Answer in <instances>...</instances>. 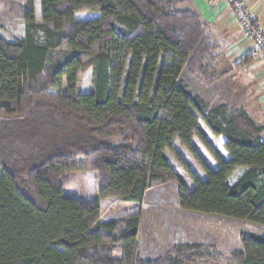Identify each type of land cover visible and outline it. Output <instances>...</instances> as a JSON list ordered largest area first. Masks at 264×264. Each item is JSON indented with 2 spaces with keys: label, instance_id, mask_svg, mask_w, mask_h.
I'll return each mask as SVG.
<instances>
[{
  "label": "trees",
  "instance_id": "1",
  "mask_svg": "<svg viewBox=\"0 0 264 264\" xmlns=\"http://www.w3.org/2000/svg\"><path fill=\"white\" fill-rule=\"evenodd\" d=\"M39 4L40 24L27 0L24 36L0 37V264L219 262L214 245L184 242L155 259L140 257L145 196L172 183L183 212L264 226L262 127L234 105L208 108L182 80L185 72L209 83L219 53L197 10L182 8L183 0ZM245 58L255 59L250 50ZM88 70L93 90L79 93ZM201 121L224 138L226 155ZM85 167L96 175L97 197L65 196L69 175ZM108 199L126 214L103 220ZM225 263L264 264V235L239 234Z\"/></svg>",
  "mask_w": 264,
  "mask_h": 264
},
{
  "label": "rangeland",
  "instance_id": "2",
  "mask_svg": "<svg viewBox=\"0 0 264 264\" xmlns=\"http://www.w3.org/2000/svg\"><path fill=\"white\" fill-rule=\"evenodd\" d=\"M213 0H183L182 8H193L195 10L203 11L204 6H212ZM246 8L255 17V6L257 11L264 10V0H243ZM217 4H223L229 8L228 27L233 32H239L241 41L244 44H249L251 49V41L247 38L245 32L237 24L233 16V8L227 0H216ZM258 3V4H257ZM35 23H41L40 4L39 0H32ZM28 9L27 0H0V37L6 41H13L24 36V13ZM198 11V13H199ZM200 14V13H199ZM201 16V14H200ZM202 18V16H201ZM256 18V17H255ZM207 24V32L209 24ZM264 21V20H263ZM226 22V23H227ZM259 25L263 37L264 31ZM219 25L216 23L215 26ZM211 24V28H212ZM214 29V28H212ZM230 31V33H232ZM229 32V30H228ZM38 35L41 33L38 32ZM209 36L212 34L208 33ZM228 35V34H227ZM227 35L219 36L218 40L225 41V46L229 47L232 42L227 41ZM212 39V38H211ZM217 39V37H216ZM213 40V39H212ZM214 41V40H213ZM216 43V42H215ZM217 44V43H216ZM219 47V53L214 61V66L219 65V73L223 75L229 74L226 69V56L221 53L224 49ZM248 58H245L246 61ZM257 60L262 65L264 72V57L252 59L250 62ZM223 67V68H222ZM214 71V70H213ZM243 71L242 69L240 70ZM244 75V74H243ZM92 73L91 70L81 73L77 84V91L79 93H90L92 87ZM223 77V76H222ZM250 76L244 75L240 79H231L229 76L225 83L218 81L214 72L211 73V81L204 83L195 77L183 73L182 80L186 85L191 95L198 96L202 102L208 107L218 104L217 97H222L229 101L227 104L236 105V102L248 103L254 101L256 105L264 104V74L260 78H255L252 81ZM233 80V81H232ZM256 81V83H255ZM219 82V83H218ZM235 86L232 91V87ZM218 90V91H217ZM229 97V98H228ZM232 102L231 100H233ZM201 124L204 125L201 121ZM113 142H118L117 139ZM217 145V143H215ZM177 151L185 159L192 172L202 178L203 174L196 162L191 156L182 148L175 144ZM202 148V147H201ZM205 156L210 160L211 166L216 168L217 165L208 153L202 148ZM223 150V149H222ZM167 159L173 168L181 175L183 181L188 187H192V182L188 175L173 159L170 153H166ZM234 176V178H236ZM233 180V179H232ZM97 179L94 172H91L85 167L84 170L73 172L69 175V180L64 189V195L68 197L93 199L97 197ZM176 184H166L156 186L147 192L142 206L141 230L139 234V250L142 259H155L160 257L170 246L177 243H199L214 245L216 249L224 256L222 260L211 264H226L225 256L230 250L239 249V234L247 233L254 235H264V226L250 223L243 220H237L217 215H209L203 213L183 212L178 208L176 199ZM102 219L109 220L116 217L124 216L126 213L121 211V206L115 199H108L101 201Z\"/></svg>",
  "mask_w": 264,
  "mask_h": 264
},
{
  "label": "crops",
  "instance_id": "3",
  "mask_svg": "<svg viewBox=\"0 0 264 264\" xmlns=\"http://www.w3.org/2000/svg\"><path fill=\"white\" fill-rule=\"evenodd\" d=\"M212 2V6H204L203 7V11H199V13L201 14L202 18L209 24L208 27V33L212 34V36L210 35V37L214 40V42H216L220 47L225 46L224 43L225 41H220L218 40L219 36L221 35V33H223V35H227V41L230 39L229 42H232V45H230L229 47H223V51L221 53L225 54V66L228 72H230L229 74L223 75V71L222 73H219V65L220 64H216V66H214V72L216 75V78H218V81L224 82L225 83H229L227 82L230 77H232L231 79H240V77H244V75L250 76L252 78V81H254L255 78H260L262 77V75L264 74L263 70H262V65H260V62H258L257 60L252 61V62H247L245 60L242 59V57L247 54L250 50V46L249 44H244L241 41V37L239 34V32L236 31L233 32V28L235 29V27H232V31L231 29L228 27V22L229 21V8L227 6H224L223 4H217L216 0L211 1ZM258 4V3H257ZM257 6H255V17L257 18L260 26L262 27L263 31H264V10L261 11V9H259L257 11L258 8H256ZM227 22V23H226ZM216 23H219V25L215 26ZM211 24L213 25L212 29L211 28ZM229 30V32H228ZM230 31L232 33H230ZM217 37V39H216ZM223 68V67H222ZM243 70L242 72L240 70ZM244 74V75H243ZM223 76V77H222ZM249 77V78H250ZM232 80V81H233ZM218 82V83H219ZM256 83V81H255ZM230 85L232 87V91L234 90L235 86H233L230 82ZM218 91V90H217ZM223 97V96H222ZM222 97H217V101L219 103V101L225 100ZM229 98V97H228ZM233 100H231L232 102H234V98H232ZM224 103H228L229 101H223ZM237 108H241L243 109L247 115L249 116V118L258 126L262 127V141L264 142V104L263 105H256V103L254 101H250L248 103H241L239 104V102H236V105H234ZM202 127L205 129V131L207 132L209 138L214 142L217 143V148L219 150H221L224 154L225 152L222 150V144L224 143V138L223 137H213L212 134L210 133V131L204 126L202 125ZM226 155V154H225Z\"/></svg>",
  "mask_w": 264,
  "mask_h": 264
},
{
  "label": "built area",
  "instance_id": "4",
  "mask_svg": "<svg viewBox=\"0 0 264 264\" xmlns=\"http://www.w3.org/2000/svg\"><path fill=\"white\" fill-rule=\"evenodd\" d=\"M233 8V16L240 28L251 41L250 53L253 58L264 57V37L260 28L253 23L254 16L246 8L243 0H227Z\"/></svg>",
  "mask_w": 264,
  "mask_h": 264
}]
</instances>
